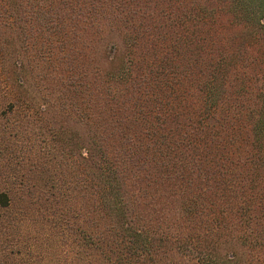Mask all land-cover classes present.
Segmentation results:
<instances>
[{
    "label": "trees",
    "instance_id": "1",
    "mask_svg": "<svg viewBox=\"0 0 264 264\" xmlns=\"http://www.w3.org/2000/svg\"><path fill=\"white\" fill-rule=\"evenodd\" d=\"M31 40L76 88L91 264H264V0H0V45Z\"/></svg>",
    "mask_w": 264,
    "mask_h": 264
},
{
    "label": "rangeland",
    "instance_id": "2",
    "mask_svg": "<svg viewBox=\"0 0 264 264\" xmlns=\"http://www.w3.org/2000/svg\"><path fill=\"white\" fill-rule=\"evenodd\" d=\"M58 49L32 40L0 45V182L13 197L8 210L0 208V264L97 262L74 237L70 241L60 218L81 205L70 187L74 153L67 155L61 139L78 127V99L76 88L70 93L63 83Z\"/></svg>",
    "mask_w": 264,
    "mask_h": 264
}]
</instances>
